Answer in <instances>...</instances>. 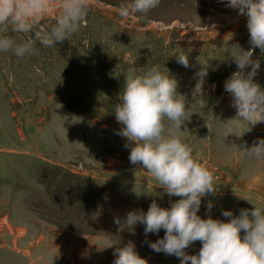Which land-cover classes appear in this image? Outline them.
Masks as SVG:
<instances>
[{
	"label": "rangeland",
	"instance_id": "rangeland-1",
	"mask_svg": "<svg viewBox=\"0 0 264 264\" xmlns=\"http://www.w3.org/2000/svg\"><path fill=\"white\" fill-rule=\"evenodd\" d=\"M160 1L147 14L122 19L117 9L129 0H91L86 24L63 44L37 42V52L24 58L0 53V264H114L116 247L129 242L148 264H181L149 246L165 230L146 235L143 224L114 222L123 224L134 210L147 213L153 200L170 208L180 199L130 163L127 140L117 134L123 125L113 106L130 71L146 66L159 65L177 80L189 110L185 142L215 177L217 194L202 198L197 214L229 222L224 211L238 216L253 207L249 202L264 205V163L229 149L264 139V123L250 131L239 125L241 137L229 136L221 123L237 117L224 85L238 71L229 47H251L247 18L217 0ZM189 2L197 11L192 17L210 13V25L182 19L179 7ZM0 35L26 38L11 29ZM181 52L188 68L177 63ZM253 59L260 60L255 82L264 88L259 48ZM202 66L203 94L194 96ZM201 247L197 241L185 251L197 255Z\"/></svg>",
	"mask_w": 264,
	"mask_h": 264
},
{
	"label": "clouds",
	"instance_id": "clouds-1",
	"mask_svg": "<svg viewBox=\"0 0 264 264\" xmlns=\"http://www.w3.org/2000/svg\"><path fill=\"white\" fill-rule=\"evenodd\" d=\"M159 3L160 0H129L117 11L122 19H129L137 13L147 14ZM90 6L91 0H0V32L11 29L26 36L18 41L13 36L0 35V53L24 58L37 52V42L44 48L63 44L86 24ZM228 6L247 18L250 34L249 50L239 43L229 47L238 71L224 85L233 97L237 117L221 123L229 136L241 137L239 125L247 124L250 131V126L264 123V88L255 82L260 60L253 59L257 48L264 54V0H228ZM46 18L53 22L42 24ZM176 59L183 67L190 66L184 52ZM249 67L251 71H246ZM207 74L204 66L196 73L194 96L203 94ZM177 89V80L168 71H161L159 65L136 69L126 76L120 103L113 106L117 122L123 125L117 134L127 140L130 163L142 165L160 188L180 199L170 208H162L153 200L147 213L134 210L126 215L123 224L119 218L114 222L121 228L143 224L146 235L165 230V236L149 246L157 253L176 256L181 264H264V205L248 201L253 207L241 209L238 216L224 211L222 215L230 218L229 222L211 215L202 219L197 214L202 198L216 195L218 190L213 172L185 142L188 131L182 128L189 120V110ZM233 147L239 155L264 163V139L253 141L251 147L233 144L229 149ZM207 207L210 213L211 201ZM197 241L202 244L199 253L189 255L185 249ZM114 256V264H148L132 242L116 247Z\"/></svg>",
	"mask_w": 264,
	"mask_h": 264
},
{
	"label": "bare ground",
	"instance_id": "bare-ground-1",
	"mask_svg": "<svg viewBox=\"0 0 264 264\" xmlns=\"http://www.w3.org/2000/svg\"><path fill=\"white\" fill-rule=\"evenodd\" d=\"M224 1H226V2H228V0H224ZM238 17V16H237ZM240 17V16H239ZM242 18V17H241ZM24 231V230H23Z\"/></svg>",
	"mask_w": 264,
	"mask_h": 264
}]
</instances>
